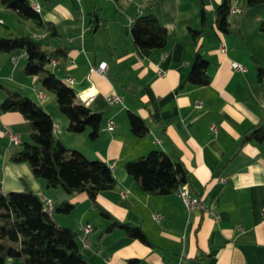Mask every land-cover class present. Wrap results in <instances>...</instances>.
<instances>
[{"label": "crops", "instance_id": "1", "mask_svg": "<svg viewBox=\"0 0 264 264\" xmlns=\"http://www.w3.org/2000/svg\"><path fill=\"white\" fill-rule=\"evenodd\" d=\"M32 1L57 36L50 37L31 21L21 22L0 5V37L27 36L48 51L66 49L67 58L52 61L47 69L63 82L72 79V86L67 85L77 98L92 112L103 114V127L111 119L115 128L100 130L95 140L88 130L69 133L68 120L53 95L36 76L23 73L26 55L20 51L0 54V104L6 91L29 97L51 116L53 135L62 145L112 168L116 185L101 192L96 202L113 220L139 226L148 244L117 229L104 232L111 221L84 193L46 189L27 164L9 161L22 143L30 141V126L18 113L0 111V191L29 188L50 199L53 207L63 201L75 204L68 215L53 213L52 218L76 232L87 264H264V143L244 139L253 127L264 125V92L256 78V65L264 68V33L259 30L264 5L246 8L243 0H230L231 33L224 34L214 17L222 0ZM149 2L150 12L168 33L162 49H140L130 35ZM201 8L206 26L198 48L209 62L211 80L208 86L181 88L193 63L189 29L200 28ZM94 11L103 21L92 33L88 24ZM101 62L107 64L105 76L90 71ZM233 63L243 70L234 69ZM111 94L122 102L110 105ZM195 102L202 107L196 108ZM128 112L145 121L146 136L132 135ZM9 134L17 136V144L10 142ZM153 150L183 163L190 177L183 185L201 199V208L188 215L178 190L151 196L126 173L125 163ZM3 264L23 262L8 258Z\"/></svg>", "mask_w": 264, "mask_h": 264}, {"label": "trees", "instance_id": "2", "mask_svg": "<svg viewBox=\"0 0 264 264\" xmlns=\"http://www.w3.org/2000/svg\"><path fill=\"white\" fill-rule=\"evenodd\" d=\"M243 4L250 8L264 5V0H243ZM0 5L14 12L21 22L31 21L50 37L57 36L54 25L43 20L29 0H0ZM152 7L153 2L146 3L144 14L137 17L130 28L132 41L140 49H162L168 41L165 27L150 12ZM230 11V0H222L214 11L216 28L224 34L231 33L228 22ZM102 21L97 11L91 12L90 31L94 33ZM205 26L206 17L201 8L200 28L189 29L194 48L193 63L181 88L186 84L194 87L210 84L211 78L207 73L209 62L201 56L198 48ZM259 30L264 33V21ZM18 51L26 55L23 73L36 76L42 88L53 95L60 112L68 120L67 131L78 134L88 130L89 138L97 139L103 127V114L92 112L66 82L47 69L52 61L65 60L67 50L48 51L43 48L42 42L27 36L0 37V54L11 55ZM256 71L257 83L264 92V68L256 65ZM0 111L20 114L30 126V141L21 144L20 150L9 157L10 162L27 164L33 176L44 182L46 189L60 188L68 195L84 193L101 216L111 221L104 232L117 229L129 238L148 244L139 226L113 220L96 202L101 192L112 190L116 185L112 168L104 162L88 160L80 152L62 145L53 135L51 116L29 97L6 91ZM127 117L132 135L141 138L148 134L147 124L137 114L128 112ZM244 139L264 143V125L253 127ZM124 168L140 189L151 196L172 194L190 180L179 159L157 150L128 161ZM74 206L69 201H63L53 207L52 213H48L44 210L42 198L29 188L20 192L0 191V264L8 258L21 259L23 264H87L77 245L76 232L58 225L52 218L53 213L68 215Z\"/></svg>", "mask_w": 264, "mask_h": 264}, {"label": "built area", "instance_id": "3", "mask_svg": "<svg viewBox=\"0 0 264 264\" xmlns=\"http://www.w3.org/2000/svg\"><path fill=\"white\" fill-rule=\"evenodd\" d=\"M29 2H30L31 6L33 7L34 10H36L37 12H40V8L37 4H35L32 0H29ZM234 11H236V10H234ZM232 67L236 70H240V71L243 70V68L240 65L235 64V63L232 64ZM106 69H107V64L105 62H101L98 64L97 67L90 68V71L105 76L107 73ZM66 83L69 86H72L73 81H72V79L68 78L66 80ZM121 102H122V98L116 94H111L108 97V103L110 105L118 104ZM262 106L264 107V98L262 99ZM195 107L201 108L202 104L200 102H195ZM114 128H115V124H114L113 120L110 119L106 122L105 126L101 128V130L106 131V132H113ZM211 131L214 134H216L217 128L215 126H211ZM9 140H10V142H12L14 144L18 143V138L14 134H9ZM125 193L126 192H123L122 195H125ZM177 193H178L179 197L181 198L182 203L184 205V208H185L188 215L195 212L199 208H201V206H202L201 199L198 197L191 196L185 185L181 186L178 189ZM42 200L44 202V210L47 211L48 213H52L53 212L52 201L50 199H46V198H42ZM211 215L213 216L214 219H217V216L215 213H212ZM154 218L159 219V216H155Z\"/></svg>", "mask_w": 264, "mask_h": 264}]
</instances>
